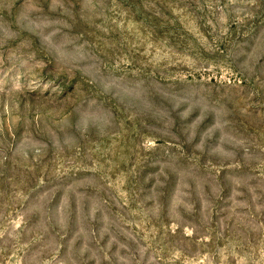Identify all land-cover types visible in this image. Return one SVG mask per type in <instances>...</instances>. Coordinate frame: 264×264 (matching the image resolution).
<instances>
[{"label": "rangeland", "instance_id": "obj_1", "mask_svg": "<svg viewBox=\"0 0 264 264\" xmlns=\"http://www.w3.org/2000/svg\"><path fill=\"white\" fill-rule=\"evenodd\" d=\"M0 264H264V0H0Z\"/></svg>", "mask_w": 264, "mask_h": 264}]
</instances>
